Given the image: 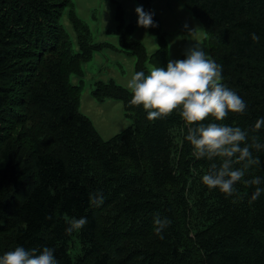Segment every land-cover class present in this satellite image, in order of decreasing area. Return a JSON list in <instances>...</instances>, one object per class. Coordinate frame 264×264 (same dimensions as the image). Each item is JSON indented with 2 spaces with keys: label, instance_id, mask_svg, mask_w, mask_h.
<instances>
[{
  "label": "trees",
  "instance_id": "16d2710c",
  "mask_svg": "<svg viewBox=\"0 0 264 264\" xmlns=\"http://www.w3.org/2000/svg\"><path fill=\"white\" fill-rule=\"evenodd\" d=\"M186 2L204 21L208 33L213 31L217 41L234 46L227 86L236 89L244 101L254 93L264 100V0ZM68 4L69 0H0V128L4 105L11 100L16 82L24 96L22 107L32 111L39 105L38 96H32L34 90H30L33 74L38 71L47 38L56 41L60 35L59 18ZM245 13L251 17L243 16ZM253 32L260 37L259 42L253 41ZM217 48L220 51L218 45ZM160 52L153 56L156 67L163 64L158 57ZM214 55L217 59L216 50ZM257 65L259 78L254 73ZM60 75L63 73L50 80L48 86L45 82L42 90L61 88ZM222 75L224 80L226 73ZM52 84L55 86L50 88ZM100 91L121 100L134 123L116 137L101 140L91 122L78 112L79 96H68L67 119L76 122V129L81 130L80 134L74 132L75 140L69 137L65 157L72 153L73 167L58 153L29 154L21 149V144L0 132V236L10 234L9 251L18 246L29 250L48 246L55 249L57 264H80L87 259L93 264H113L110 253L97 239L98 215L106 206L117 205L119 209L125 204L131 210L140 208L137 213L145 217L152 229L157 215L171 222L163 230V239L158 235L155 240L160 249L153 253H158L159 261L162 256L171 255L177 260L168 264H241V256L235 250L246 230L232 226L229 232L227 227L233 222L245 223L225 210L231 203L223 198V193L218 188L209 189L201 179L219 159L208 162L193 155V147L185 139L187 126L178 110L165 119L149 120L142 105H130L131 92L117 86ZM10 103L17 105L15 98ZM49 111L44 108L43 117ZM28 119V123L32 121ZM238 120L228 116L218 122L209 117L205 123L237 126ZM259 142L264 144V133ZM257 156L258 171L264 179V149ZM254 175L249 170L244 179ZM96 193L104 197L99 207L90 202V196ZM206 203L210 208H205ZM260 209L264 212V204ZM80 217H86L88 223L71 235L66 234L69 221ZM232 239L237 243L229 244L235 242ZM164 245L169 249L165 250ZM2 251L7 252L0 247Z\"/></svg>",
  "mask_w": 264,
  "mask_h": 264
},
{
  "label": "rangeland",
  "instance_id": "374dc122",
  "mask_svg": "<svg viewBox=\"0 0 264 264\" xmlns=\"http://www.w3.org/2000/svg\"><path fill=\"white\" fill-rule=\"evenodd\" d=\"M138 6H142L146 12H153V19L158 26H138V14L135 11ZM192 10L186 0H69L59 18L62 31L57 35L56 41L47 38L46 51L40 52L44 55L38 71L33 74L30 90H34L32 96H38L39 105L32 107V111L25 106L23 108L22 89L18 86L19 82L15 81L16 89H11L13 93L10 99L15 98L17 105L11 104V100L4 105L1 134L13 138V142L21 144L24 147L21 149L29 154L52 152L65 157L69 152V137L73 141L77 138L74 132L81 133L79 128L76 129L77 123L67 119V98L78 95V112L91 122L101 140L116 137L134 120L121 100L102 95L100 89L117 86L130 92L126 87L127 81L139 67H142L141 71L145 74L156 67L153 56L157 51H161L158 54L163 63L160 67H166L169 59L185 58V49L199 43L209 58L222 66V74L226 73L223 83L227 85L230 59L233 60L235 56L234 46L227 41H217L215 33H208L204 21ZM243 16L251 17L248 13ZM254 68L256 73L258 65ZM60 73H63L60 75L63 80L61 88L52 84L50 88L55 86V89L43 91L45 82V86H48L50 80H56ZM256 76L259 78L261 75L256 73ZM74 85L77 88L72 89L71 86ZM244 102L247 108L243 114L229 113L228 116L239 118L237 126L248 131L249 142L253 137L260 140L264 125L259 130H254V125L258 119L264 118V100L254 93ZM46 107L51 111L43 117L41 112ZM28 118L32 119L29 123ZM257 153L253 150L254 156ZM71 154L65 160L73 167ZM215 163L219 164L220 161ZM250 170L254 171V176L262 178L257 166ZM243 184L242 180L235 185L237 194L231 197L223 194V198L231 203L228 210H225L232 212L233 217L237 216L245 224L233 222L227 228L229 232L232 231V226L238 230H246L245 236L238 239L235 250L241 256V264H264V224L261 223L264 212L260 209L264 204V193L252 200L251 195L256 186L247 188ZM260 187H264V183ZM108 207L98 215L97 239L105 251L110 253L113 264H168L177 260V257L171 255L162 256L160 261L157 259L158 253H153V250L160 249L155 241L159 236L155 232V226L152 229V225L146 224L145 217L137 213L140 208L131 210L125 204L119 209H116L117 205ZM207 207L210 208L209 203L205 204V208ZM10 238V234L0 236L2 249L9 251ZM168 247L164 245L165 250ZM73 251L71 249L70 252ZM167 258L169 261H165ZM80 264H93V261L87 259Z\"/></svg>",
  "mask_w": 264,
  "mask_h": 264
},
{
  "label": "clouds",
  "instance_id": "9594fccd",
  "mask_svg": "<svg viewBox=\"0 0 264 264\" xmlns=\"http://www.w3.org/2000/svg\"><path fill=\"white\" fill-rule=\"evenodd\" d=\"M138 26L156 27L154 13L145 11L142 6L135 9ZM187 27V25H185ZM254 42L260 37L252 33ZM183 59H169L166 67H153L148 74L137 71L127 81L126 87L132 93L130 105L143 106L149 120L165 119L179 111L187 126L185 139L193 147L197 159L214 161L209 171L201 179L209 189H219L226 197L237 194L235 185L242 181L245 185L256 186L251 195L256 200L264 193V179L254 176L244 179L253 166L260 165V158L253 155L264 149V144L253 137L249 142L248 131L238 126L218 123L227 119L229 113L243 114L247 104L236 91L223 83L222 66L209 58L203 46L195 43L184 51ZM209 117L218 122L205 123ZM264 125L260 118L254 125L259 130ZM240 165L235 167V165ZM102 193L90 196V202L99 207L103 204ZM86 217L69 221L66 234L82 229ZM167 218L157 215L154 218L155 232L163 239V230L170 225ZM0 264H57L55 249L44 246L42 249H26L18 246L0 255Z\"/></svg>",
  "mask_w": 264,
  "mask_h": 264
}]
</instances>
